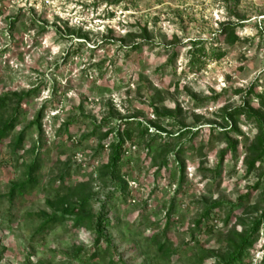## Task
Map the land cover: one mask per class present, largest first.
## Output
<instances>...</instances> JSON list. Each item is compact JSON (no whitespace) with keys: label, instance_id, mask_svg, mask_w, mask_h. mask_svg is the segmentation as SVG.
<instances>
[{"label":"rangeland","instance_id":"rangeland-1","mask_svg":"<svg viewBox=\"0 0 264 264\" xmlns=\"http://www.w3.org/2000/svg\"><path fill=\"white\" fill-rule=\"evenodd\" d=\"M251 88L264 94V0H0V125L19 110L0 141V264H220L264 210V170L245 167L258 131L224 117L257 108ZM34 161L36 187L9 198ZM81 200L89 224L41 230ZM250 240L242 264H264V225Z\"/></svg>","mask_w":264,"mask_h":264},{"label":"trees","instance_id":"trees-1","mask_svg":"<svg viewBox=\"0 0 264 264\" xmlns=\"http://www.w3.org/2000/svg\"><path fill=\"white\" fill-rule=\"evenodd\" d=\"M234 26H232L230 23H225L221 25L222 32L226 29L232 30ZM145 39V37H144ZM236 38H231L230 41L227 40V42H233ZM145 43V42H143ZM143 43H137L133 44L131 47H129L130 52H135L141 48ZM249 94L251 96L254 95L252 99L256 100L257 108H253L249 105L248 102H243L239 107L232 109L225 113L224 117L227 121H232V124L234 125L236 119L238 117L242 116L245 120H248L249 122L253 123V125L256 127L258 134L253 139V144L250 149L252 150V154L250 157H247L245 161V167L247 172H251L255 169L264 170V94H254V90L251 88L248 90ZM25 97L23 96L19 99V102L21 103L22 100H24ZM9 97L8 95L0 96V118L3 116V113H5V110L7 109V106L9 104ZM17 104V108H18ZM18 113L19 110L14 109L12 113L6 117V119L2 122L0 125V141L3 139H6L10 132L16 127L17 124H19L18 121ZM42 113V110L40 111V114ZM232 131L237 133L236 128H232ZM146 132V129H145ZM185 133L181 132L177 134L176 136H169V140L164 143V147H168L172 142L179 140L182 136H184ZM93 136V134H91ZM23 137L24 134H19L15 141L12 144V150L16 151L21 149L23 145ZM161 137V135L157 134L155 138L151 141H155L156 138ZM126 140H131V137L129 135V132L125 130L122 135H119L116 137V142L111 145V152H110V159L108 164V170H110V174L118 177L117 173V167L119 163L121 162L122 158V148L125 144ZM103 143L100 145L101 148H103ZM236 141H232L230 139H227V151L230 153H235L236 150ZM189 149H191V146H188ZM186 149V148H185ZM184 153V146L178 147L176 150L174 156L176 159H178L181 155ZM226 155V152H222L219 157V164L222 163L224 156ZM165 163V162H164ZM257 164V167H256ZM220 166V165H219ZM39 169L38 162L34 161L29 167H27L25 172V181L21 184L13 185L12 188L9 191V198H12L14 194L16 195H22L26 192L32 191L36 185L37 181L35 178V174ZM179 169L182 171L181 165L179 166ZM255 189V188H254ZM263 194H264V185L262 188ZM218 207L217 205L211 206L204 215L202 216V219H206L207 216L210 214V210L213 208ZM88 205L86 200L79 201L78 204L70 205L68 208H63L60 212H54L51 216H46L45 214H41L44 216V222L41 226V230L48 229L54 225H57L59 223H62L63 221H71L73 225H86L89 224L90 217L87 216L88 213ZM101 216L96 218L95 221V228L99 235L100 239H103V232L106 228V225L104 223L100 222ZM198 225V223H197ZM264 225V210L260 214V216L255 219L250 229L247 233V235L241 237L240 243L233 242L231 247L232 251L230 254H227L224 258L221 259L220 264H242L243 258L246 256L247 249L253 245L251 242V238L254 237V235H257L259 232V227ZM106 240V239H105ZM153 241H156L155 238H153ZM105 243H108L106 240ZM163 250H166V244L164 241L158 246V252L163 253ZM170 255V252L164 251L162 254L163 257H167ZM91 260H98L96 252H92L89 257Z\"/></svg>","mask_w":264,"mask_h":264}]
</instances>
